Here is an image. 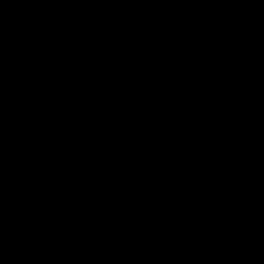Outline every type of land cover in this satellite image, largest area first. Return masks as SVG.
I'll use <instances>...</instances> for the list:
<instances>
[{"label":"water","instance_id":"water-1","mask_svg":"<svg viewBox=\"0 0 264 264\" xmlns=\"http://www.w3.org/2000/svg\"><path fill=\"white\" fill-rule=\"evenodd\" d=\"M0 264H264V0H0Z\"/></svg>","mask_w":264,"mask_h":264}]
</instances>
